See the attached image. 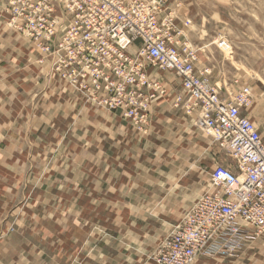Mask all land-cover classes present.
Segmentation results:
<instances>
[{
    "label": "crops",
    "instance_id": "crops-1",
    "mask_svg": "<svg viewBox=\"0 0 264 264\" xmlns=\"http://www.w3.org/2000/svg\"><path fill=\"white\" fill-rule=\"evenodd\" d=\"M4 7L0 0V264H154L174 217L208 189L201 137L166 98L152 105L146 135L83 103L37 63ZM158 76L169 94L180 91L173 75ZM196 264H264V240Z\"/></svg>",
    "mask_w": 264,
    "mask_h": 264
},
{
    "label": "built area",
    "instance_id": "built-area-1",
    "mask_svg": "<svg viewBox=\"0 0 264 264\" xmlns=\"http://www.w3.org/2000/svg\"><path fill=\"white\" fill-rule=\"evenodd\" d=\"M3 1L8 26L34 46L37 63L48 62L49 75L83 103L146 135L152 105L169 95L158 75L171 73L181 91L174 107L194 113L193 127L232 161L215 163L208 189L155 249L154 264L235 258L264 240V141L248 117L253 99L246 88L221 96L197 68L176 24L179 0Z\"/></svg>",
    "mask_w": 264,
    "mask_h": 264
},
{
    "label": "rangeland",
    "instance_id": "rangeland-1",
    "mask_svg": "<svg viewBox=\"0 0 264 264\" xmlns=\"http://www.w3.org/2000/svg\"><path fill=\"white\" fill-rule=\"evenodd\" d=\"M179 2L181 5L177 10L176 24L184 34V42L197 52V68L208 71V79L217 86L221 96L225 95L226 91L244 88L250 91L253 101L247 111L248 117L264 141V41L256 36L264 35V0H179ZM235 81L237 84H234ZM177 92H171L166 99L171 102L174 111L183 113L191 129L203 141L204 161L208 167L204 171V183L208 181L206 185L208 187L209 173L215 163L231 164L232 161L218 149L207 133L193 127L194 113L187 115L183 105L174 107V99L178 94L181 95L180 91ZM182 216L174 217L176 219L174 224L180 221Z\"/></svg>",
    "mask_w": 264,
    "mask_h": 264
}]
</instances>
